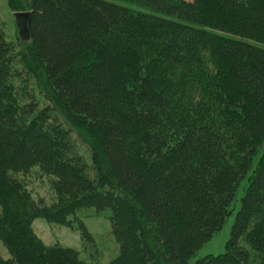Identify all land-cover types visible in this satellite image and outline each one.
Returning <instances> with one entry per match:
<instances>
[{
  "label": "trees",
  "instance_id": "obj_1",
  "mask_svg": "<svg viewBox=\"0 0 264 264\" xmlns=\"http://www.w3.org/2000/svg\"><path fill=\"white\" fill-rule=\"evenodd\" d=\"M118 1L30 0L22 51L0 26V264H86L32 223L91 241L87 209L106 264H189L242 184L224 253L192 264H264V0Z\"/></svg>",
  "mask_w": 264,
  "mask_h": 264
},
{
  "label": "rangeland",
  "instance_id": "obj_2",
  "mask_svg": "<svg viewBox=\"0 0 264 264\" xmlns=\"http://www.w3.org/2000/svg\"><path fill=\"white\" fill-rule=\"evenodd\" d=\"M29 1L30 0H14V3L10 5L8 0H0V26L7 40L13 43L17 51H22L26 48V41L19 37L14 13L28 11ZM106 1L122 4L118 0ZM215 33L226 37H233L232 35L222 32L215 31ZM233 38L237 39L238 37ZM35 170L36 169L25 177L27 189L31 191L35 197L42 198L46 202H51L53 194L50 190V182L47 177ZM243 185L244 184H242L237 191L236 199L232 205L233 210L231 215L227 217L220 230L195 252L194 256L188 261L189 264L206 256H217L224 253L225 244L229 240L235 214L239 209V199L242 195ZM76 217L90 234L91 241H86L82 238L81 231L78 228V222H76L73 227H68L48 223L43 218H36L32 223V228L34 233L46 245L58 244L62 247L74 249L79 253L80 259L86 264H106L117 256L118 246L111 234L109 210L101 212H96L94 209L82 210L77 213ZM0 257L2 259H8L10 257L1 242Z\"/></svg>",
  "mask_w": 264,
  "mask_h": 264
},
{
  "label": "water",
  "instance_id": "obj_3",
  "mask_svg": "<svg viewBox=\"0 0 264 264\" xmlns=\"http://www.w3.org/2000/svg\"><path fill=\"white\" fill-rule=\"evenodd\" d=\"M30 12H17L14 13L16 27L18 29L19 37L24 41L29 40V22H30Z\"/></svg>",
  "mask_w": 264,
  "mask_h": 264
}]
</instances>
